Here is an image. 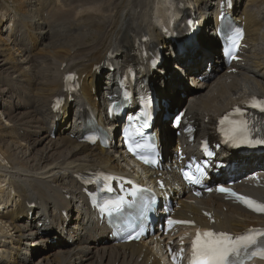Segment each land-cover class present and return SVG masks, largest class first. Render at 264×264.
Returning a JSON list of instances; mask_svg holds the SVG:
<instances>
[{
    "label": "bare ground",
    "instance_id": "obj_1",
    "mask_svg": "<svg viewBox=\"0 0 264 264\" xmlns=\"http://www.w3.org/2000/svg\"><path fill=\"white\" fill-rule=\"evenodd\" d=\"M12 1L11 8L5 0L0 4V13L14 11L9 29L14 39L9 46L0 39V84L8 87L0 90V264H161L154 245L147 241L114 245L108 231L91 215L79 180L90 171L122 172L127 167L115 155L116 148L105 150L82 142L77 121L91 107L102 125L115 127L99 110L100 101L92 90L103 80L112 86L121 72L119 66L131 63L138 66L140 82L167 104L158 113L154 129L166 162L178 148L192 154L197 146L174 135L161 120L165 111L173 114L174 109H185L196 128V141L206 137L216 142L214 129L220 116L233 106H242L248 97L264 98V0H233L232 15L244 24L247 48L242 62L230 69L224 68L217 56L215 0ZM29 8L39 11L38 19L29 16L32 21L27 20ZM172 14L178 18L176 28L169 31L184 38L191 30L195 40L176 58L162 34ZM190 17L192 25L188 27L185 21ZM2 27L0 16V34ZM56 35L60 37L53 39ZM138 48H165L161 65L149 71L137 56ZM207 62L211 69L207 77H214L199 81L197 78L206 74ZM108 65L115 71L101 79L99 74ZM178 65L190 73L204 71L198 76L189 74L193 91L184 101L181 94L187 92L178 72L184 70ZM67 74L77 75L80 83L79 95L73 96L72 102L63 87ZM59 96L66 99L63 114L52 112L53 101ZM72 106L75 112L68 119ZM219 159H237L238 171L258 172V183L246 182L236 189L264 203V155L239 157L225 152ZM154 174L144 173L149 177ZM162 176L167 192L179 204L178 219L230 234L264 227V216H254L223 201L222 196L193 198L174 171L162 172ZM175 186H180L182 197ZM202 212L210 214L214 223ZM54 239L57 241L49 244ZM51 247L57 249L49 251ZM157 247L161 248L160 243Z\"/></svg>",
    "mask_w": 264,
    "mask_h": 264
},
{
    "label": "snow or ice",
    "instance_id": "obj_2",
    "mask_svg": "<svg viewBox=\"0 0 264 264\" xmlns=\"http://www.w3.org/2000/svg\"><path fill=\"white\" fill-rule=\"evenodd\" d=\"M241 36L239 30L236 39ZM248 107L264 113V100L254 98ZM235 117V118H234ZM221 131L227 139L233 143L240 144H264V123L249 122L244 117L243 110L236 108L232 113L226 114L219 121ZM226 126V127H225ZM261 137V138H257ZM130 145V150L135 153L136 148ZM209 155L211 153H208ZM146 164L154 163L147 156L139 155ZM185 176L192 182H198L197 178L185 172ZM227 191L226 189H219ZM235 195V194H233ZM250 208L258 212H264V205L255 201L239 197ZM169 223H172L171 221ZM253 255H260L264 258V229H249L239 236H232L228 233H215L212 231L197 232L196 238L192 241V259L190 264H244L245 260Z\"/></svg>",
    "mask_w": 264,
    "mask_h": 264
},
{
    "label": "rangeland",
    "instance_id": "obj_3",
    "mask_svg": "<svg viewBox=\"0 0 264 264\" xmlns=\"http://www.w3.org/2000/svg\"><path fill=\"white\" fill-rule=\"evenodd\" d=\"M6 1V5L7 6H9L10 8L11 7H13V1L12 0H5ZM17 1V0H16ZM20 2H23L24 0H19ZM1 2H3V0H0V4H1ZM210 2H212V0L210 1ZM239 8H240V6L239 7H237V11H239ZM0 10H1V8H0ZM29 10V11H28ZM28 10H26L25 12L26 13H28L27 14V20L29 19V16L31 17L32 16V19L33 20H36V19H38L39 18V11H37V9H28ZM30 10H31V12H30ZM3 13H0V16H1V19H2V21H3V27H2V33L0 34V39H2V41H4V42H6L5 43V45H8L9 46V44H10V42L14 39V36L13 35H11V33L9 32L10 30V28H12V25H13V23L11 22V18L13 17V15H14V11L13 10H6V9H4V11H2ZM6 12V13H5ZM38 12V13H37ZM33 13V14H32ZM30 14V15H29ZM32 14V15H31ZM36 14H38V15H36ZM5 15V16H4ZM34 15V16H33ZM36 17V18H35ZM35 18V19H34ZM29 20H31V19H29ZM32 21V20H31ZM32 28H34V27H32ZM60 37V36H59ZM57 35H56V37L54 36L53 37V39H57V38H59ZM47 40H44L43 42H46ZM16 49V48H15ZM15 54H16V58H20V56H18V53H16L15 52ZM2 75V71H0V76ZM101 77V76H100ZM103 78H104V76H103ZM2 80L0 79V82H1ZM3 89H5V90H7L8 89V87L7 86H4L3 84H0V90H3ZM182 97V96H181ZM186 97H189V94H188V96L187 95H183V97H182V100L184 101V99H186ZM4 99H6V98H4ZM180 106H182V104H180ZM177 107H179V106H177ZM1 112V111H0ZM1 117V116H0ZM1 123H2V125H6V120H4L3 118L1 119ZM8 123V122H7ZM37 224V223H36ZM38 236V235H37ZM39 237V236H38ZM57 248L56 247H54V248H50V250L49 251H54V250H56Z\"/></svg>",
    "mask_w": 264,
    "mask_h": 264
}]
</instances>
